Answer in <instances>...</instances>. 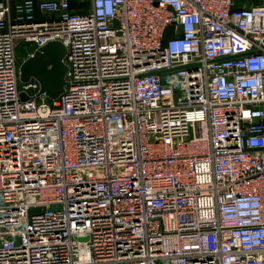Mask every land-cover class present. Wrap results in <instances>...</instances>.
<instances>
[{
	"label": "built area",
	"instance_id": "2783aa9c",
	"mask_svg": "<svg viewBox=\"0 0 264 264\" xmlns=\"http://www.w3.org/2000/svg\"><path fill=\"white\" fill-rule=\"evenodd\" d=\"M241 1L0 0V264H264V0ZM18 39L64 44L57 98Z\"/></svg>",
	"mask_w": 264,
	"mask_h": 264
},
{
	"label": "water",
	"instance_id": "95a60500",
	"mask_svg": "<svg viewBox=\"0 0 264 264\" xmlns=\"http://www.w3.org/2000/svg\"><path fill=\"white\" fill-rule=\"evenodd\" d=\"M65 46L59 40H50L36 47L31 54L22 59L19 65V79L26 82L33 78L39 84L37 95L49 99L57 98L66 84L67 66L63 61ZM20 97L26 98L21 92ZM43 208H29V212L41 211Z\"/></svg>",
	"mask_w": 264,
	"mask_h": 264
},
{
	"label": "rangeland",
	"instance_id": "374dc122",
	"mask_svg": "<svg viewBox=\"0 0 264 264\" xmlns=\"http://www.w3.org/2000/svg\"><path fill=\"white\" fill-rule=\"evenodd\" d=\"M244 1L246 2V4H253V3L258 4V1L257 0H244ZM16 42H17L18 49H19V51H18L19 57H21L22 59L25 58V57H27L28 54H27L26 51H28L31 48V46L28 45L27 43H25L21 39H18Z\"/></svg>",
	"mask_w": 264,
	"mask_h": 264
},
{
	"label": "crops",
	"instance_id": "0c3cea01",
	"mask_svg": "<svg viewBox=\"0 0 264 264\" xmlns=\"http://www.w3.org/2000/svg\"><path fill=\"white\" fill-rule=\"evenodd\" d=\"M258 1V3H260L261 1H263V0H257ZM240 3H246L244 0L243 1H241ZM253 4H255V3H253Z\"/></svg>",
	"mask_w": 264,
	"mask_h": 264
},
{
	"label": "trees",
	"instance_id": "16d2710c",
	"mask_svg": "<svg viewBox=\"0 0 264 264\" xmlns=\"http://www.w3.org/2000/svg\"><path fill=\"white\" fill-rule=\"evenodd\" d=\"M166 36H168V34H166Z\"/></svg>",
	"mask_w": 264,
	"mask_h": 264
}]
</instances>
